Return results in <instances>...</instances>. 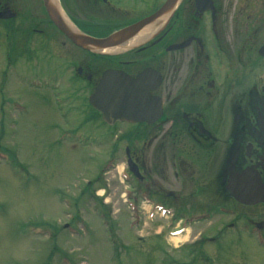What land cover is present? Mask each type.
<instances>
[{
	"label": "rangeland",
	"instance_id": "obj_1",
	"mask_svg": "<svg viewBox=\"0 0 264 264\" xmlns=\"http://www.w3.org/2000/svg\"><path fill=\"white\" fill-rule=\"evenodd\" d=\"M113 1L118 7L93 0H60L59 4L71 24L77 22L83 32L102 35L152 13L164 0ZM262 1L240 0V6L235 4L236 0L231 1L236 7L227 15L234 12L236 23L231 24L234 34L226 38L227 45L236 50L245 43L249 47L254 45L256 54L259 43L264 42L260 37L264 36L254 40L247 34H251L253 21L259 17L264 25ZM35 5L38 9H33L32 14L41 19L37 26L47 32L32 34L25 43L18 31H6L4 27L0 31V264H264L261 235L254 238L244 231L240 234L230 231L216 235L215 244L194 247L193 241L200 234L214 236L231 217L217 215L173 235L172 231L180 228L179 221L170 225V214L162 217L148 212L149 198L144 193H135L140 189L145 192V183L127 178L125 146L138 139L137 147L130 148L144 149L141 159L147 166H160L164 153H176L182 147L169 144L158 149L155 141L145 148L149 137L139 133L132 139L133 129L128 125L122 124L115 130L95 117L92 120L93 110L84 99L91 88L84 82L76 84V79L71 81L63 61L51 55L65 57L72 53L74 56L69 59L73 65L88 60L90 64H102L118 53L122 58L131 57L130 49L88 56L50 27L42 0H36ZM183 5L181 2L178 10L181 19L188 14ZM26 24L17 23L14 27L21 31L28 27ZM235 31L238 38L233 39ZM255 54L251 59L264 60ZM226 57L222 64L223 56H215L216 79L220 81L227 76L231 83L240 81L247 70L227 67L233 58ZM9 59L15 60V67H8ZM169 73L170 95H179L176 71ZM34 76H57V99L53 89L42 86L31 78ZM56 102L61 105L56 106ZM68 107L67 117H60V111ZM83 115L87 117L84 116L85 120ZM77 125L86 132L80 137L82 142L77 137L68 139L60 131ZM157 139L160 141L161 135ZM175 168L171 167L173 172L178 169ZM203 171L201 166L198 176ZM152 180L164 192L173 191L188 204L199 206L194 192L197 183L192 187L182 180L167 183L158 170L148 182ZM199 180L200 177L196 179ZM199 187L203 189L204 182ZM192 191L195 199H188ZM156 205L161 206L160 202ZM240 209L245 215L256 216L259 207Z\"/></svg>",
	"mask_w": 264,
	"mask_h": 264
},
{
	"label": "flooded vegetation",
	"instance_id": "obj_2",
	"mask_svg": "<svg viewBox=\"0 0 264 264\" xmlns=\"http://www.w3.org/2000/svg\"><path fill=\"white\" fill-rule=\"evenodd\" d=\"M100 1L102 4H108L111 8L116 6L113 0H93L95 3ZM209 1L181 0L184 10H187V16L181 19L178 14L179 4L169 18L162 19L139 43L127 48L132 53L131 57L122 58L118 53L113 58H106L102 64H90L88 60L87 63L73 65V61L69 57H73L74 54L67 53L68 56L65 57L51 54L63 61L65 73L71 78V81L76 79V84L84 82L91 88L90 94L98 85L103 72L108 69L124 72L131 77H136L146 69H151L158 74L160 83L155 90L150 92V95L160 101L161 114L157 119L150 120V123L117 121L109 126L102 120L101 114L89 104L90 94L84 99L87 107L93 110L90 113L92 120L95 117L96 121L100 120L104 126L115 130L122 124L128 125L133 129L132 139L136 138L139 133L149 137L145 148H150L155 141H158V149L167 147L169 144L182 147L176 149V153H164L160 166H147L145 160L141 159L144 149L130 148L137 147L139 143L138 139H134L133 145L130 142L124 148L125 162L129 159L134 169L133 172L126 166V174L128 179L133 178L136 183H145V192H141L140 189L135 193L138 195L144 193L149 198L151 207L157 206L156 203L160 202V205L170 212V225L179 221L180 228L178 229L181 232L192 225L209 221L217 215L233 218L230 222L225 223L214 236L203 234L201 236L200 234L199 238L195 242L193 241L194 247L197 246L199 249L202 243L215 244L218 240L216 235L218 236L219 233L226 235L230 231H234L232 233L235 234L244 231L254 238H258L260 235L264 238V203H240L231 196L226 188V185L231 186L238 178L239 180L243 179V195L250 196L251 194L254 197L262 195L259 190L264 187V60L251 59V56L255 54L254 45L249 47L245 43L240 50H236L226 43V38L229 39L234 34L231 31V24L235 25L236 23L234 12L231 16L227 13L235 10V4L240 6V0H236L234 7L232 0ZM35 2L36 0H31L29 3H26L25 0H0V31L3 27L6 31H18L26 39L25 43L30 40L32 34L45 33L46 30H41L37 26L41 22L38 14H32L33 9L35 11L38 9ZM56 3L63 13L59 4L60 0H56ZM262 4L264 8V1ZM41 6L47 23L64 38L65 42L70 43L75 49L87 53L88 56L90 54L98 55L97 52L76 46L69 40L52 23L46 13L43 0ZM118 10L121 11V8L119 7ZM133 22L117 26L114 30L102 35L83 32L77 22H74L73 25L86 35L106 37ZM17 23L22 26L24 23H28L26 24L28 27L19 31L14 27ZM261 23L263 22H260V17L254 20L253 31L247 36H252L254 40L260 35L264 36V25ZM2 24L3 26H1ZM235 35L233 39L238 38L236 31ZM253 43L255 42L251 44ZM180 44L183 46L176 48ZM263 46L264 42L259 43L256 48V54L261 58H264V49H260ZM32 52L35 51L32 50ZM218 55H221V58L223 56L222 64L227 59L226 56L229 55V60L233 58L227 67L230 66L231 69L239 67L242 70H247L243 72L244 75L240 81L234 82L237 84L236 86L233 82L228 81L227 76L221 78L220 81L216 79L215 73H217L218 66L216 58ZM8 61L11 65L8 67H15V60L9 59ZM171 70L176 71L175 80L180 81L179 84H176L177 87L180 85L179 95H170L168 81ZM255 71L258 73H254ZM154 76H156L154 73L149 75L151 86L154 85ZM24 77L26 78V76ZM31 78L37 79L45 88H52L54 96H56L55 99H57L55 92L59 82L57 76H34ZM34 79H31L33 83ZM70 86L73 88L71 84ZM59 105L61 104L56 102V106ZM80 106L83 107V104ZM68 109L69 107L60 111V117H67ZM83 110L85 109L83 108ZM87 116L89 118V115ZM77 126V128L67 126L60 131L68 139L77 137L82 142L83 139L80 137L85 136L86 132L80 125ZM159 135H161L160 141L157 139ZM201 166L204 169L201 173L203 176L201 174L198 176ZM171 167H178V169L175 168L176 170L173 172ZM208 167L209 169H206ZM156 170L164 181L172 184L180 183L182 180L188 182V185L192 187L194 183H197L194 192L200 201L199 206L188 204L185 198L176 196L173 191L164 192L162 188H158L154 184L153 180L149 183L148 179L156 173ZM197 176L201 180L196 181ZM207 177L210 179L206 180ZM203 182L204 187L201 189L199 185ZM250 186H255V189L251 191ZM195 195L192 191L188 199L190 197L195 199ZM251 207H259L256 215L258 219L254 218L256 216L252 214L245 215L240 209Z\"/></svg>",
	"mask_w": 264,
	"mask_h": 264
},
{
	"label": "water",
	"instance_id": "obj_3",
	"mask_svg": "<svg viewBox=\"0 0 264 264\" xmlns=\"http://www.w3.org/2000/svg\"><path fill=\"white\" fill-rule=\"evenodd\" d=\"M180 0H166L154 13L137 22L114 31L106 37H94L71 29L63 20L57 6L51 5L49 0H43L47 15L56 28L62 32L76 46L90 51H100L105 47L117 46L134 36L143 27L153 23L156 19L169 18ZM209 1V0H207ZM212 6L211 2L209 1ZM183 44L176 46L182 47ZM264 49V46L260 48ZM154 73V85H150L149 75ZM160 83L156 72L146 69L136 77H131L124 72L108 69L103 72L95 90L89 95V104L101 114L102 120L108 125L117 121L147 122L157 119L161 114V103L158 98L151 96ZM153 110V111H152ZM129 169L134 172L131 163ZM243 179L236 178L235 182L226 185L231 196L240 203H264V187L259 190L262 194L258 197L243 195ZM251 191L255 186H250Z\"/></svg>",
	"mask_w": 264,
	"mask_h": 264
},
{
	"label": "bare ground",
	"instance_id": "obj_4",
	"mask_svg": "<svg viewBox=\"0 0 264 264\" xmlns=\"http://www.w3.org/2000/svg\"><path fill=\"white\" fill-rule=\"evenodd\" d=\"M49 3L51 5L57 6L56 0H49ZM61 16H62L63 20L65 21V23L71 29H75L71 25V23L63 16L62 13H61ZM160 21H161V18L156 19L153 23H151L149 25H146L139 32H137L134 36H131L128 40L124 41L120 45L102 48L100 50V53H114V52H117V51H121V50L127 49L129 47H132L133 45H135L136 43H138L141 39H143L144 37H146V35L153 29V27L156 24L160 23Z\"/></svg>",
	"mask_w": 264,
	"mask_h": 264
}]
</instances>
